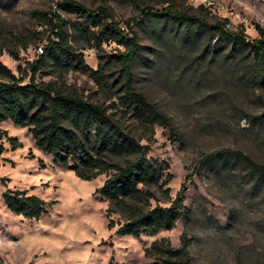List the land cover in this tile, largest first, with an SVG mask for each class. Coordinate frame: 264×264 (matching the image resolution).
Segmentation results:
<instances>
[{
    "label": "rangeland",
    "instance_id": "374dc122",
    "mask_svg": "<svg viewBox=\"0 0 264 264\" xmlns=\"http://www.w3.org/2000/svg\"><path fill=\"white\" fill-rule=\"evenodd\" d=\"M225 1L248 20H232L233 30L247 36L243 43L214 27L224 19L222 13L201 10L187 0H174L175 8L200 20H179L165 12L169 3L164 2L153 3L164 13L155 16L142 15L132 0H0V44L19 50L14 58L4 49L0 60L18 76L37 58V47L49 42L47 35L42 40L33 35L46 28L33 17L35 10L56 11L66 19L70 43L94 68L99 53L126 47L106 42L100 50L93 45L91 32L98 28L86 20L81 6L89 14L105 11L121 26H133L139 43L132 62L136 87L171 116L179 131L175 137L157 126L153 140L143 143L150 146L149 156L166 167L172 198L183 185L187 188L184 215L173 229L139 238L119 235L122 215L108 216L109 201L97 192L105 174L81 179L42 151L29 128L0 122V142L6 148L0 156V264H154L146 247L161 238L179 247L184 236L192 264H238L239 256L243 264H264V86L251 53L252 41L261 38L258 27L264 28V5ZM202 22L213 26L207 29ZM37 79L58 77L38 74ZM64 80L87 97L111 102L86 73L71 70ZM8 136L21 146L14 149ZM226 148L252 162L233 153L204 160ZM9 190L40 196L47 211L39 218L12 212L4 199ZM161 200L151 201L169 204Z\"/></svg>",
    "mask_w": 264,
    "mask_h": 264
},
{
    "label": "trees",
    "instance_id": "16d2710c",
    "mask_svg": "<svg viewBox=\"0 0 264 264\" xmlns=\"http://www.w3.org/2000/svg\"><path fill=\"white\" fill-rule=\"evenodd\" d=\"M132 1L142 15L163 16L164 13L155 10L153 3L164 2L169 3L164 8L167 14L188 22L200 20L196 15L177 10L174 0ZM199 9L207 10L203 5ZM80 11L98 28L91 32L93 45L102 50L104 43L116 42L124 45L126 51L99 53L98 67L94 68L70 43L66 19L56 11L35 10L33 17L38 25L46 28L40 30L37 27L33 35L39 40L47 35L49 42L44 45V53L28 62L20 76L0 60V122L10 120L17 126L29 128L42 151L51 154L55 162L69 166L81 179L93 180L105 174L107 178L97 192L109 201L108 216L118 212L124 219L117 234L139 238L143 234L155 235L162 230H171L184 215L187 188L183 185L172 198L170 188L166 187L170 177L165 172L166 167L149 156L150 146L143 140H153L157 126L170 130L175 137L178 128L157 102L136 87L132 62L139 43L133 35V26L122 29L121 24L109 19L105 11L89 14L83 6ZM226 21L218 20L214 27L220 28L229 38L245 42L247 36L243 30L227 29ZM201 25L210 29L211 24L202 22ZM258 28L261 38L252 41L251 53L258 78H262L258 82L264 86V28ZM49 31L53 34L48 35ZM24 47L27 48L28 43ZM4 49H8L14 58L19 57V50L1 43L0 54ZM114 65H118L119 70L112 71ZM71 70L91 76L111 102L107 104L87 97L66 83L65 75ZM38 74L57 76L58 80H38ZM8 140L14 149L21 146L13 136H8ZM5 149L4 143L0 142V156ZM229 153L252 162L230 148L214 150L205 155L204 160ZM161 198L169 204L154 206L151 200L162 201ZM4 199L12 212H21L28 217L39 218L47 211V201L28 190H9ZM109 226H114L113 221ZM186 240L184 236L182 245L174 247L167 238L156 239L145 248V255L156 260L154 264H192L189 241ZM238 264H243L240 256Z\"/></svg>",
    "mask_w": 264,
    "mask_h": 264
},
{
    "label": "built area",
    "instance_id": "2783aa9c",
    "mask_svg": "<svg viewBox=\"0 0 264 264\" xmlns=\"http://www.w3.org/2000/svg\"><path fill=\"white\" fill-rule=\"evenodd\" d=\"M187 1L195 2L199 5H203L210 10L219 11L220 13H222L224 15V19H227L226 28L229 30H232V31L237 30V29L233 30V28H232L233 27V25H232L233 19H237L241 23H246L248 21L246 17H243L240 12L236 11L225 0H187ZM257 1L261 2L264 5V0H257ZM122 29L126 30L128 28L122 26ZM36 51H37L36 52L37 57L42 55L44 53V46L39 45L37 47Z\"/></svg>",
    "mask_w": 264,
    "mask_h": 264
}]
</instances>
